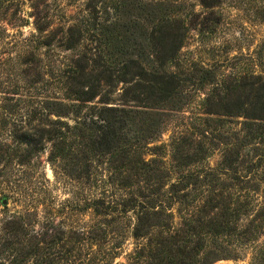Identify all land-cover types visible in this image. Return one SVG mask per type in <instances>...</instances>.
Masks as SVG:
<instances>
[{
	"label": "trees",
	"instance_id": "obj_1",
	"mask_svg": "<svg viewBox=\"0 0 264 264\" xmlns=\"http://www.w3.org/2000/svg\"><path fill=\"white\" fill-rule=\"evenodd\" d=\"M178 1L87 0V15L67 27L66 49L95 44L69 60L59 80L63 94L45 101L44 118L12 137L27 146L50 143L55 176L93 189L69 201L66 221L77 210L93 219L87 226L52 221L50 232L29 235L23 215H14L0 238V264L12 256L13 264H213L240 260L247 250L250 264H264V206L255 204L264 182V68L222 79L197 62L182 70L188 29ZM201 1L209 7L220 0ZM28 2L42 34L50 25L40 19L48 0H0V17L15 19ZM188 81L205 93L202 111L174 135L166 163L162 146L150 144L165 124L163 109L183 111L180 103L190 100L183 95ZM120 83L130 90L115 103ZM234 117L243 119L230 133L225 125ZM217 142L222 159L207 166ZM6 144L0 140V162ZM128 234L135 248L115 263Z\"/></svg>",
	"mask_w": 264,
	"mask_h": 264
},
{
	"label": "rangeland",
	"instance_id": "obj_2",
	"mask_svg": "<svg viewBox=\"0 0 264 264\" xmlns=\"http://www.w3.org/2000/svg\"><path fill=\"white\" fill-rule=\"evenodd\" d=\"M86 1L48 0V9L41 12L40 19L50 25L42 34L35 29V16L30 14L33 9L29 2L23 6L24 13L19 15L23 19L19 16L15 19L0 17V28L5 30L0 39V140L7 143L0 162V238L8 234L3 229L6 221L17 214L23 215L29 235L43 233L47 229L50 232L54 223L87 226L93 219L91 211L84 214L77 210V214L66 221L72 211L70 203L90 197L93 189L88 184L68 179L63 181L55 176L48 160L50 143L44 141L36 146H27L12 137L15 128L21 133L37 124L39 117L44 118L45 101L63 94L59 80L69 60L84 47L95 44L85 40L80 46L68 50L64 46L68 35L62 40L67 27L87 15ZM176 4L188 29L179 52L178 62L182 70L191 72L188 66L197 62L213 69L216 77L221 79L230 75L250 76L263 70L264 0H220L209 7L201 0H179ZM37 36H42L47 44H41ZM127 56L118 58L124 61ZM176 70H181V67ZM192 84L190 81L185 84L183 95L190 100L180 103L183 111H174L173 108L178 107L172 104L163 109L166 112V117H162L165 124L157 141L150 144L162 146L166 163L171 161L170 144L174 135L185 130L191 119L202 111L200 103L205 93ZM124 86L123 83L117 86L112 95L113 102L123 103L121 94L130 90ZM130 105L125 104L126 107ZM242 119L234 117L226 123L230 133L241 127ZM223 147L221 142H217L205 162L207 166L215 167L221 161ZM151 156L149 153L146 157ZM255 198L258 207L264 206V182ZM262 241L264 234L258 243ZM113 243L111 239L107 241L103 251ZM135 245L136 241L128 234L115 263L126 262ZM250 251H241L245 257L240 260L221 259L213 264H250ZM15 253L18 254L17 251ZM12 259L13 256L10 257ZM10 260L6 264H13ZM32 263L31 258L25 264Z\"/></svg>",
	"mask_w": 264,
	"mask_h": 264
}]
</instances>
